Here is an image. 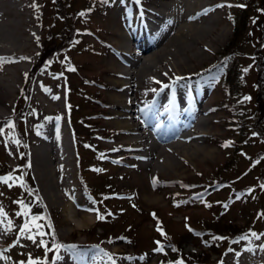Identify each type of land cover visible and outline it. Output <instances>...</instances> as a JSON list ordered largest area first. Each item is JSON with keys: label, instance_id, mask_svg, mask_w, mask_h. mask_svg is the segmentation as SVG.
Wrapping results in <instances>:
<instances>
[{"label": "rangeland", "instance_id": "1", "mask_svg": "<svg viewBox=\"0 0 264 264\" xmlns=\"http://www.w3.org/2000/svg\"><path fill=\"white\" fill-rule=\"evenodd\" d=\"M198 1L209 8L195 20L199 25L209 22V31L198 43L188 41L184 55L178 51V59L172 52L178 47L165 46L159 55L163 60L160 58L147 79L128 95L136 103L133 108L145 118L154 101L164 100L170 108L172 96L174 102L187 100L194 108L207 109L201 117L208 119V134L199 137L198 143L211 149V154L197 155L185 163L171 154L183 165V170L171 173L146 168L138 158L112 153L110 140L118 138L120 130L107 117L112 109L98 104L119 94L106 87L115 80L108 65L118 61L110 48L118 46L117 32L139 26L142 2L20 0L24 10L16 20L33 31L25 35L27 59L0 61V69L14 89L2 114L6 116L0 117V177H22L23 186L19 179L9 181L12 187L0 183V207L7 214L0 226V250H6L4 255L9 257L0 259V264H27L29 259L55 264L57 255L66 250H73L69 254L78 264H264V155L258 156L264 150V85L258 95L255 86L256 68L264 59V0ZM47 49L50 52L38 64L41 67L31 75L36 58ZM229 51L234 54L221 59ZM221 64L227 69L235 65L237 90L233 96L226 93ZM22 87L26 100L20 98ZM229 100H237V109L226 106ZM258 101L262 102L260 110ZM94 112L97 117L88 123L86 117ZM46 125L64 128L68 144L69 173L60 176L62 169L54 172L51 163L53 191L61 195L59 203L44 193V180L32 153ZM222 164L226 167L219 175L229 182L206 187L200 179L206 177L210 185V175ZM61 177L63 183L70 184L71 197L57 186ZM186 181L194 183L182 185ZM21 200L29 206L28 216L16 215L24 211L16 203ZM82 211L94 215V223L77 229L68 215L76 218ZM33 216L40 219L33 223ZM7 220L12 222L11 231L5 230ZM25 222L30 234L36 236L35 244L26 238L29 233L21 235L19 231ZM36 224L42 225L40 231L47 235H38ZM252 232L260 239L252 237ZM211 233L224 239H213ZM234 233L248 234L249 239L231 240ZM40 240L52 251L38 246ZM58 242L66 244L56 249ZM158 247L163 250L156 251Z\"/></svg>", "mask_w": 264, "mask_h": 264}, {"label": "bare ground", "instance_id": "2", "mask_svg": "<svg viewBox=\"0 0 264 264\" xmlns=\"http://www.w3.org/2000/svg\"><path fill=\"white\" fill-rule=\"evenodd\" d=\"M140 1L142 2L140 5L142 14L140 13L139 19L142 18V20L138 23L139 26L127 32H117L118 46L115 49L112 46L110 48L113 49L118 61L116 64L108 65L107 71L115 80L106 84V87L119 92V94H112L110 102L103 104L96 100L93 101L112 109L107 117H111L115 127L120 130L118 138L110 140L109 146L112 147V153H119V155H125L124 157L128 158H138L143 161L146 168H153L154 171L164 169L174 173L183 170V165L171 158V154H174L178 157L179 162L183 163L186 162V159L196 158L200 154L205 157H209L211 154V149L200 146L198 143L199 137L208 134L205 128L208 119L201 117L207 113V109L200 108V105H198L199 108H194L189 101L181 100L178 103H173L171 107L176 113L174 115L172 110L160 108L164 103L160 104L159 101L151 107V113L145 118L141 117L137 113L138 110L133 108L136 103L131 102L128 95L130 91L134 90L137 83L147 79L154 65L161 62L159 55L165 46L178 47L177 51H172L173 57L178 59V51L181 50L184 55L188 41L198 43L201 37L206 35L205 32L209 31L208 24L210 23L207 21L208 23L199 25L195 18L202 15L209 6L201 4V1L199 3L198 0H160L164 1L161 4L156 2L158 0ZM150 5L162 8L155 9ZM20 10H24L20 0H0V58L2 60L18 58L24 60L27 56V52H24L28 49L25 35L32 33L33 30L22 27L20 21L16 20ZM227 34L225 31L223 36L225 37ZM189 49L191 48L189 47ZM194 54L202 55L203 53L196 52ZM0 76H6L0 77V117H5L6 115L2 114L9 106L14 89L9 83V76L2 69H0ZM179 117L184 119V122L174 120ZM63 129L43 126L39 135L40 140L32 150L35 164L40 167V176L44 180V193L57 203L59 200L61 201V195L59 196L53 191L54 181L50 171H52L51 163H53L54 172L56 169H62L60 176L63 177L69 173L68 144ZM188 146H191V151H186L189 149ZM180 151L182 153H179ZM113 159L119 161L118 158ZM65 166L66 169H64ZM62 177L60 182L57 181V186L62 194L71 197L67 190L70 184L63 183ZM78 209L82 210L81 207ZM79 214L76 218L71 214L68 215L72 218L75 228H86L92 221L94 223V215L91 216L87 212ZM69 252L73 253V250L60 252L57 255L60 259H55V264H78L77 259L72 258ZM86 258L84 263L87 262Z\"/></svg>", "mask_w": 264, "mask_h": 264}, {"label": "trees", "instance_id": "3", "mask_svg": "<svg viewBox=\"0 0 264 264\" xmlns=\"http://www.w3.org/2000/svg\"><path fill=\"white\" fill-rule=\"evenodd\" d=\"M46 39H48V37H46ZM53 49H55V47L52 48V49H50V50H53ZM50 50H48V49H47V51L43 50L42 53L38 56V58H37L38 61L34 65V70L32 68V70L30 71L31 72L30 73L31 75H32V72H35L39 67H41V65H38V64H41V62L42 63L44 62V58L50 52ZM257 50H258V48H257ZM229 54H234V51H229L227 53V55H229ZM258 56H260L259 53H258ZM253 57L256 58L255 57V54L253 55ZM256 72H257V80H256V85L255 86L257 88L256 95H258V94H260L259 92L262 90L263 85H264V59H261V61H259V66H257ZM236 77H237V73H236V68H235V65L234 64H231V67H228V69H225L223 71V80H224V82L227 81V88L225 90H226V93H228L230 96L231 95L233 96L236 93V90H237ZM260 85H261V87H260ZM24 90L25 89L22 87L21 88V92H20V98H23L24 100H26L27 99V94L24 92ZM90 99L93 101V98H90ZM257 104L261 107L262 102L258 101ZM224 105H225V103H224ZM237 105H238L237 100H235V102L234 101L231 102L229 100V103L226 106L229 107L232 110H235V109H237ZM259 110H260V108H259ZM262 112H263V108H262ZM96 117H97V114H96V112H94V114H89L86 118L88 120V123H93V120H95ZM259 118L261 119L262 116H260ZM261 120H263V118ZM233 144H235V143L233 142ZM263 155H264V150L260 151V153H259L258 156L260 157V156H263ZM225 167L226 166L224 164H222L220 168H218V167L215 168V170H214L215 172L210 175V177L212 179L210 185H208L207 182L205 181V178L206 177L205 178L203 177V179H200V180H204L203 181V184L206 187L214 186L216 184L226 185L229 182V179L226 178V177H222L221 175H219L220 169L221 168H225ZM191 183H194V182H192V181H186L185 183L182 182V185H190ZM175 186H176V184L175 185H173V184L170 185V187H175ZM256 186H258V183H257ZM247 187L253 189L252 188L253 186H247ZM204 191H206V189H203V192ZM239 231L237 230L236 232L239 233ZM217 235H219V234H217ZM210 236L211 237H215L216 236V233H211ZM239 236H242V235L241 234H237L236 235V233H234L233 234V237H231V240H234L235 238H237ZM177 252L179 254L182 253L181 250H178ZM207 263L211 264V262H207Z\"/></svg>", "mask_w": 264, "mask_h": 264}, {"label": "snow or ice", "instance_id": "4", "mask_svg": "<svg viewBox=\"0 0 264 264\" xmlns=\"http://www.w3.org/2000/svg\"><path fill=\"white\" fill-rule=\"evenodd\" d=\"M136 3L139 4L140 3V0H136ZM225 6L231 7L232 5H217V7H225ZM239 7H244V5H239ZM81 15H84V13H81ZM0 61H2V58H0ZM243 71L244 72H247L248 69L245 68V69H243ZM177 79H179V78H177ZM244 99L247 100V99H250V98L249 97H245ZM253 135H255V133ZM16 143L19 144V140H17ZM224 146L227 147L228 144L226 143ZM86 147H89V146L86 145ZM21 155H23V154H21ZM28 166L30 167V164ZM97 171H99V170H97ZM15 179H19L21 181V186H23V179H22V177L14 178L12 176V174H8L6 176L0 177V183L6 184L9 187H12L13 185L12 184H9V181H13V183H14L15 182ZM262 187H264V186H262ZM29 194H31V193H29ZM0 195H2V193H0ZM237 198H239V196H237ZM16 203H18L20 205V207L24 210L22 213H20V212L16 213V215L17 216H20V215L28 216V214H29V206L26 205L22 200L21 201H17ZM109 215H111V213H109ZM6 217H7V214L3 211V208L0 207V226H2V225L5 224ZM97 218L98 219H104V217L103 216H100V215H98ZM31 219H32V222L35 223V221L38 220V219H40V217L33 216ZM35 227L37 229V234L38 235H40V236L47 235V233H44V232L40 231V229L43 227L42 225L36 224ZM5 230L6 231H11L12 230V222H11V220H7V228ZM19 231H20L21 235L25 234L26 232L29 233L26 236V238L29 239V240H31L34 244L37 242L36 241V236L30 234L31 233V229L29 228L28 222H25L24 225L19 229ZM251 236L252 237H255L256 239H260V235L257 234V233H255V232H252L251 233ZM213 239H224V238L223 237H213ZM239 239L240 240H248L249 239V235L248 234H244ZM233 242H239V241H233ZM157 244H159V242H157ZM38 246H44L45 249H46V252L47 251H52V249H50V248L47 247V244H46V242L44 240H40ZM60 247H63V246L62 245H59V244L55 245V248L56 249H59ZM71 248H75V246H69V249H71ZM162 250H163L162 247H158L156 249V251H162ZM173 250H175V249H173ZM246 250L252 251L251 248H248ZM261 250H264V245L261 246ZM4 251H6V250H0V259L7 260V259H9V257H7V256L4 255ZM229 251H233V250L232 249H229ZM108 258H109V260L112 259L111 256H109ZM56 259H60V257L57 256ZM20 264H25V262H20ZM27 264H40V262L33 261L32 259H29V261L27 262ZM113 264H114V262H113ZM177 264H183V262L182 261H178ZM221 264H222V262H221Z\"/></svg>", "mask_w": 264, "mask_h": 264}]
</instances>
